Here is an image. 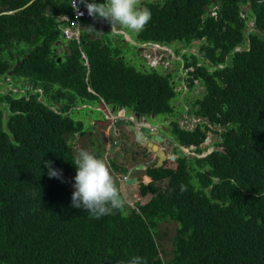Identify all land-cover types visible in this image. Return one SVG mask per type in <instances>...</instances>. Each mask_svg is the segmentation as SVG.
Listing matches in <instances>:
<instances>
[{"label":"trees","instance_id":"16d2710c","mask_svg":"<svg viewBox=\"0 0 264 264\" xmlns=\"http://www.w3.org/2000/svg\"><path fill=\"white\" fill-rule=\"evenodd\" d=\"M30 1L0 0V12ZM70 5L34 0L0 16V77L13 69L18 80L0 91V264H131L137 257L140 264H264V0L147 2L151 19L134 32L136 40L184 48L201 41L196 53L176 48L177 65L192 68L182 78L189 88L204 86L197 113L225 126L216 141L224 151L182 152L172 161L176 168H148L152 181L139 185L140 202L130 206L122 195L124 207L100 218L71 205V159L79 150L67 136L87 132L76 107L103 100L140 114H170L177 91L172 72L128 64L99 31L73 38L58 62L54 15ZM207 6H218L217 14ZM21 40L25 48L17 50ZM169 126L181 145L203 151L206 130L188 131L176 118ZM45 161L59 178L49 177ZM165 221L177 223L170 252L157 240Z\"/></svg>","mask_w":264,"mask_h":264},{"label":"clouds","instance_id":"9594fccd","mask_svg":"<svg viewBox=\"0 0 264 264\" xmlns=\"http://www.w3.org/2000/svg\"><path fill=\"white\" fill-rule=\"evenodd\" d=\"M148 1H155V0H102L101 2H98V0L97 1L93 0L91 3L87 2V0H81L82 2L81 9L83 12L81 14H78V16L76 17L74 9L75 10L78 9V4L76 0H73L74 9L70 5L71 9L65 11L64 16L60 19L58 18V20L56 19L55 22L59 23V27L60 25L62 26L66 24V26H70L71 29H73V27H75L76 25L73 26L72 22L76 23L78 21L80 27H78L77 29L74 28L73 30H82L86 27L85 24H87V27L89 28L88 34H86L87 36H92L93 31H99V33H101L105 28L104 26L106 25L108 29L111 28L110 32L114 36H123L126 34L129 36V38H131L128 32L138 33L142 31L151 19V11L145 8ZM212 7H214L213 10H211ZM212 7L207 6L206 9L207 11H209L211 15H216L217 14L216 8L218 6H212ZM62 22H65V23L61 24ZM106 22H108L110 26H108ZM81 37L82 36H78L75 32V35L71 37V39L67 43L68 48L73 38H77L78 41H80ZM134 41L139 42L140 43L139 45H142V47L143 45L147 46L149 44L157 45L158 47L165 48L164 51H169L170 54L173 53L172 50L168 48L169 44H166V43H160V42H154V41H147V42H140L138 40H134ZM56 42H58V40L55 41V43ZM194 42L190 47H187V48L183 47L181 49L191 48L194 45ZM200 44H201V41H200ZM62 47H64V45H62ZM55 52L57 53V51ZM165 55L166 53L164 52H161L160 54L156 53L154 56H152L149 53L148 54L143 53L144 59L147 60L151 66L153 67L163 66L164 68L167 69L168 67H170L169 64H167L170 60L165 59ZM182 64L184 67V63ZM86 65L89 66L87 57H86ZM181 66L182 65H180L179 67ZM189 69H192V68H189ZM189 69H187L185 73H187ZM215 69L216 67L212 66L210 70H215ZM165 72L168 73L171 71L168 68V70H165ZM13 73H14L13 69H11L10 72L8 73L9 74L8 77H5V76L0 77V85H3L4 89L5 87H9L13 89L15 88L16 82L13 81L12 79ZM183 76L184 74L182 75V77ZM173 83L175 84L176 82H174L173 80ZM183 83L187 89L188 88L187 82L184 81ZM198 83L199 82H197L196 84ZM26 87L29 88L27 85ZM201 87L202 85L199 83V87L197 89ZM23 92H25V90ZM97 102H99V107L104 111L105 119L108 121V124H105L103 126L104 131L107 134L106 137L108 136L110 137V144H108L107 149L109 151L110 148L114 146L121 150V146L124 140V139H121L122 137L121 128L125 127V130H127L128 134L132 135V133L129 131V127L127 126L123 127L122 123L120 124V126H118L117 123L119 120L122 119V115L119 116L118 110L112 111V108L113 107L122 108L124 106L110 104V103L104 102L103 100H100ZM100 105H103V106L101 107ZM83 106H86V105L84 104ZM106 106L107 107L112 106V108L108 110L106 109ZM79 108L80 107L78 106V109ZM141 116L142 117H139V118L133 116L135 118V126L138 128H141L145 125L149 126L150 121L143 120V114H141ZM144 116L147 118V116L152 117L153 115L146 114ZM171 119L172 117H170V121ZM100 121H103V120H100ZM178 121L184 124L185 127H182V128L188 131H194L198 127L202 128L203 130H206L205 131L206 138L200 145L203 151L201 153H197L196 145H184L183 151L186 152L185 153L186 155H193V156L195 155L198 157H204L212 153L213 150H218V148H222V150L220 151H224V147H220L216 145V141L222 140V137L219 136L217 132L225 131L226 128L224 125L220 123L212 122L209 117L198 114L197 110L194 108L193 105L187 106V108L184 110L183 114L178 119ZM114 129H116L115 133H113ZM94 130H95V126H94ZM168 132L171 133L170 130H168ZM112 134L117 138L113 140V142L111 141ZM172 137L174 140H177L176 137L174 136ZM167 138H169L172 141V145L169 146L172 148V151H170V153L175 154L178 157L179 155H177L175 151L173 152V150H175V147H176L173 144L174 140L171 137H166V139ZM115 154H118V152H116ZM71 160L76 166V175L74 177L75 182L73 184L74 191L72 193V198H71L72 207H75L77 209L83 208L93 218H100L105 215H111L113 214L114 210H119L124 207L125 200L122 198V194L116 184V181L114 177L112 176L109 167L107 166V164L105 163L103 159L98 158L97 156H95L94 154L90 153L87 150L80 149L77 155ZM168 161L170 160L168 159ZM164 164L162 166H164ZM44 165L48 169L49 177L59 178L61 176L60 171L52 167L51 161L50 162L45 161ZM142 165H143V170H144L146 167H144L143 163ZM124 175L126 174L122 175V181H125L123 179ZM126 176L129 177V175H126ZM151 181H152V178H151ZM158 183H162V182H158ZM184 190H186L185 187L181 185V191H184ZM131 264H140V258L139 257L134 258Z\"/></svg>","mask_w":264,"mask_h":264},{"label":"rangeland","instance_id":"374dc122","mask_svg":"<svg viewBox=\"0 0 264 264\" xmlns=\"http://www.w3.org/2000/svg\"><path fill=\"white\" fill-rule=\"evenodd\" d=\"M102 0H98V2H101ZM87 2H92L91 0H87ZM214 7H212L211 10H213ZM249 6L245 5L243 6L244 13L248 12ZM108 26L110 24L106 22ZM249 27L253 29L254 21L253 19H250ZM85 28L82 30H73L70 26H64L60 28V38L58 41H67L70 40L71 37L75 35V32L78 36H84L88 34L89 28L87 27V24H85ZM80 26H75L73 28L77 29ZM104 30L101 32V35L108 37L111 40V44L114 47L121 48L124 53L122 56L126 57V61L128 64H133L137 69L139 70H147L152 68L147 60L144 59L143 53L151 54L154 56L156 53L160 54L161 52L166 53L165 59H169L170 61L167 63L170 67L169 70L172 72V79L175 83V89L177 90L176 97H174L171 100V104L175 106L174 112L167 114V113H161L157 116H154L153 118L151 116H147V119L149 121H153L155 124L162 126L165 122L166 128L168 127V119H166L167 116L171 115L172 119L176 118L177 120L181 117L184 110L187 108L188 105H193L196 110L202 109L201 103L204 102L205 96L203 95L205 92L204 86L197 89L199 87V83L195 85L194 88H187L184 85V81L182 80V75L185 74V70L183 67V64L180 68H178L176 62L178 59L181 58V55H178L176 52V48H183V44L179 42H174L172 44H169L168 48L172 50V54L169 53V51H164L165 48L158 47L157 45H147L142 47V45H136L131 40H129L126 37V34L122 36H114L111 34L110 29L107 28V26H104ZM129 35L133 40L135 39V33L134 32H128ZM57 43V42H56ZM17 50L18 49H24L25 48V42L24 40L19 41L16 43ZM200 41H195L194 45L191 48L188 49H182V52L186 50H190L193 52H197L199 49ZM52 49L54 51H58L60 53V56L62 57L66 50H64L63 47H60L59 45H51ZM56 53V52H54ZM17 62V61H16ZM161 72L166 73L165 70H168V68H164L163 66L158 67ZM183 81V82H182ZM1 88V87H0ZM1 92H5L4 88L0 89ZM41 99H43L41 97ZM201 100V103L198 101ZM86 106H83V105ZM59 105H56L57 108ZM80 107L79 109H75V118L77 120L82 119L85 121L87 126V132L85 134H76L75 132L70 133L67 138L68 141L71 142L74 147L78 150L84 149L89 151L90 153L96 155L98 158H101L105 161L107 166L110 169V172L112 176L114 177L116 184L123 195L124 199L126 200V203L130 206H134L136 202H138L141 198V192L139 191V188H137L134 184H127V181H122V175L120 173L124 171L125 167L127 166L128 160H132L134 158V148H139L136 146V144L130 143L131 141V134H128V132L124 131L125 127L122 129V133L125 135V139L123 140L121 150L118 152V154H115V147H111L108 151L107 146L109 144L108 138H106L107 134L104 131V125L108 124V121L105 119L104 111L99 107V102H86V103H80L78 104ZM101 107L103 105H100ZM109 109L112 108V106H108ZM99 120H103L100 121ZM180 127H185L184 124L179 122ZM95 126V130H94ZM161 129V128H160ZM92 130V131H89ZM116 129H114L113 133H115ZM162 131V129H161ZM109 132V131H108ZM171 136H176L174 132L170 133ZM117 139L113 134L111 136V141ZM130 140V141H129ZM138 143V142H137ZM139 144V143H138ZM170 151H172V148L169 147ZM187 151V150H185ZM186 153L181 148H176L175 153L179 155L180 153ZM188 154V153H187ZM140 160L142 158H139ZM193 157H190V162L192 167L195 166L193 163ZM116 162L118 163V169H113L112 164ZM149 162V160H148ZM176 162V161H175ZM171 162L165 166H170L173 168H176V163ZM150 166V165H149ZM124 167V168H123ZM144 170H138L135 172L136 174H142ZM217 181V180H216ZM161 186L165 188V183H160ZM196 187L197 183H196ZM147 198H150L149 195L146 196ZM140 202V201H139ZM176 227L177 223L173 221H165L161 223L160 225V233L161 238L157 239L161 244V249H165L166 251L170 252L173 248L172 245V238L176 233Z\"/></svg>","mask_w":264,"mask_h":264},{"label":"flooded vegetation","instance_id":"af4514ba","mask_svg":"<svg viewBox=\"0 0 264 264\" xmlns=\"http://www.w3.org/2000/svg\"><path fill=\"white\" fill-rule=\"evenodd\" d=\"M155 1H160V0H155ZM17 81L18 80H15V82H17ZM77 109H78V106H77ZM121 112H123L121 120L131 119L135 123V118L133 116H135L137 118L142 117L140 113L132 110L131 108H127V107H122V111ZM144 115H146V114H143V120H148ZM148 115L157 116L158 114L150 113ZM170 117H171V115L167 116L166 119H165V120L168 119V121H167L168 122V127L167 128L165 126V122H162L163 123L162 126H160V125L156 126L157 124H155L153 121H150L149 128L153 127V128H151L152 131H155V129H158V130L161 131V129H162V132H163L162 135H163L164 139L166 140V137H167L166 135L168 134V130H170V126H169ZM122 126L124 127V126H127V125L122 123ZM127 127H129V129H131L130 125L127 126ZM122 129L123 128H121V131H122ZM124 131L127 132V130H124ZM121 135H122L121 139H125L124 133L121 132ZM141 135L143 136L144 134L141 132ZM130 139H131V141L129 140L130 143L131 144H136V146L139 147V148H134L133 149L134 150V153H133L134 154V158L132 160H128L127 166L124 169L125 172L122 171L120 173V175H123V174L129 175L127 180H129L132 176H135V177H140V176L145 177V176H147L148 175L147 172H146L147 168H153V167L154 168H158V167H156V163L158 161V157L156 156V152H154L153 150H149L150 146L148 144V141H147V144H143L142 141H145V139L142 138L136 132L134 134L132 133V137ZM159 146L163 147L166 150L167 156L171 154L169 146L165 142L159 143ZM154 156H155L154 161H151V163H149L150 160L152 159V157H154ZM139 158H142V159L140 160ZM148 160H149V162H148ZM169 160L170 161H168V159H166L164 161L166 163V165L173 161L171 159H169ZM142 163L146 166V168L144 169L143 175H138L135 172H137L138 170H143V168H140V165H142ZM146 163L148 165H150V166H147ZM111 166L113 168V164ZM127 180H125V181H127ZM141 183H143V182H140L139 185ZM138 188H139V191L141 192L140 186Z\"/></svg>","mask_w":264,"mask_h":264},{"label":"water","instance_id":"95a60500","mask_svg":"<svg viewBox=\"0 0 264 264\" xmlns=\"http://www.w3.org/2000/svg\"><path fill=\"white\" fill-rule=\"evenodd\" d=\"M33 1L34 0H31L26 5H24L20 8L14 9V10L0 12V15L18 12L19 10H22V9L28 7ZM126 37L129 40H131L134 44H137V45L140 44L139 42L134 41L132 38H129L128 35H126ZM57 60H58V62H60L62 60V57L61 56L58 57ZM121 123H124L127 126H129V125L133 126V127H131V129H129V131L132 132L133 134L136 132L142 138H144L145 141H142L143 144H147V141H148V144L150 146L149 150H153L154 152H156V156L158 157L156 167H161L164 164V161L166 159L175 160L177 158V156L175 154H170L167 156L166 150L163 147L159 146V143H161V142H165L168 146L172 145V141L169 138H167L165 140L163 135H162V132L160 130L155 129V131H152L151 128H149V126H147V125H145L141 128H138L135 126L134 121L131 119L119 120L117 123L118 126H120ZM141 132L144 134L143 136L141 135ZM218 150H222V148H218ZM140 168H143V165H140ZM145 177H143V176H140V177L132 176L129 180H127V184L137 185L140 182H143L145 184H148L149 182H151L150 177L148 180H145Z\"/></svg>","mask_w":264,"mask_h":264},{"label":"crops","instance_id":"0c3cea01","mask_svg":"<svg viewBox=\"0 0 264 264\" xmlns=\"http://www.w3.org/2000/svg\"><path fill=\"white\" fill-rule=\"evenodd\" d=\"M91 1H93V0H91ZM97 1V0H96ZM89 3H91V2H89ZM57 5V4H56ZM55 5V6H56ZM48 10H49V12H52V10H53V8H52V6H50V8H48ZM53 15V14H52ZM55 16V19H57L58 20V18L60 19V18H62L63 16H64V12H62V13H59V14H57V15H54ZM64 26H66V24L65 25H60V27H64ZM74 29V28H73ZM69 42V40H67V41H58L57 43H55V45H59L60 47H62V45H64V50H66L67 51V49H68V46H67V43ZM57 51V50H56ZM58 52V51H57ZM106 109H108L109 110V108L106 106ZM118 110V113H119V116L120 115H122V113L123 112H121L122 111V108H117V107H113L112 108V111H117ZM154 116H152V118H153ZM156 126H159V125H156ZM112 130H113V128H112ZM167 137H171L172 139H173V137L170 135V133L168 132V134L166 135ZM106 138H108V141H109V144H110V137L108 136V137H106ZM174 140V139H173ZM173 144L176 146L175 147V149L176 148H181L182 150H183V146L184 145H181L177 140H174L173 141ZM115 149V151L117 152V151H119L120 152V149H118L117 147H115L114 148ZM175 151V150H174ZM173 151V152H174ZM154 158H155V156L154 157H152V159L150 160V162L149 163H151V161H154ZM146 165L147 166H149L147 163H146ZM144 167H146L145 165H144ZM139 175H143V173L142 174H139ZM147 177H150V176H147ZM137 186V188L139 187V185H136Z\"/></svg>","mask_w":264,"mask_h":264},{"label":"built area","instance_id":"2783aa9c","mask_svg":"<svg viewBox=\"0 0 264 264\" xmlns=\"http://www.w3.org/2000/svg\"><path fill=\"white\" fill-rule=\"evenodd\" d=\"M70 2H71V6L73 7V0H70ZM76 2H77V4H78V9L75 10L74 7H73V9H74L75 14H76V17H77L78 14H81L83 11H82V9H81V3H82L81 0H76ZM72 25H73V26H74V25L79 26V23H78V21H77L76 23H75V22H72ZM123 179H124V180H127L128 177H127L126 175H124Z\"/></svg>","mask_w":264,"mask_h":264},{"label":"bare ground","instance_id":"6f19581e","mask_svg":"<svg viewBox=\"0 0 264 264\" xmlns=\"http://www.w3.org/2000/svg\"><path fill=\"white\" fill-rule=\"evenodd\" d=\"M131 145H132V144H131ZM123 168H124V167H123ZM148 179H149V177L146 176V177H145V180H148Z\"/></svg>","mask_w":264,"mask_h":264}]
</instances>
